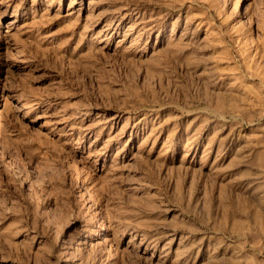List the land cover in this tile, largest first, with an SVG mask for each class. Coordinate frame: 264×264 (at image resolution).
<instances>
[{
	"label": "rangeland",
	"instance_id": "rangeland-1",
	"mask_svg": "<svg viewBox=\"0 0 264 264\" xmlns=\"http://www.w3.org/2000/svg\"><path fill=\"white\" fill-rule=\"evenodd\" d=\"M0 264H264V0H0Z\"/></svg>",
	"mask_w": 264,
	"mask_h": 264
}]
</instances>
